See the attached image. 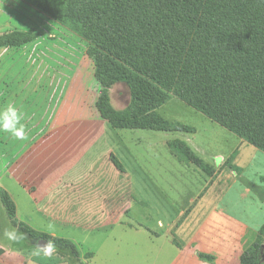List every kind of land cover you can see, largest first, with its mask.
Masks as SVG:
<instances>
[{
    "label": "crops",
    "instance_id": "obj_1",
    "mask_svg": "<svg viewBox=\"0 0 264 264\" xmlns=\"http://www.w3.org/2000/svg\"><path fill=\"white\" fill-rule=\"evenodd\" d=\"M58 42L38 38L17 47L0 46V108L8 104L17 107L23 114L21 123L27 136L18 140L0 132V189L15 205L14 220L72 243L58 236L60 231L109 234L118 226L142 230L157 234V238L168 236V244L176 250L174 256H183V260L169 264H225L214 262L215 255L225 247L237 252L242 248V231L248 230L252 237L260 230L252 214L237 216L216 202L221 188L219 182H213L225 159L218 155L213 156V163L206 162L196 153L215 171L205 178L201 174L205 171L171 150L168 142L175 138L163 139L174 160L195 166L187 179L194 189L185 195L177 193L171 204L165 202L163 187L157 185L158 194L152 195L142 179L149 176V170L132 153L131 138L118 135L113 130L121 128L110 127L97 111L91 61L84 54L62 53ZM49 47L53 50L46 49ZM133 140L137 144L139 139ZM238 156L235 154L236 160ZM128 157L135 162L127 163ZM158 172V176L170 175L167 170ZM178 183L181 186V179ZM262 187L256 185L257 194ZM251 189L244 192L250 194ZM150 202L157 209L160 234L142 223L133 226L128 219L134 205H140L142 218L148 221ZM49 224L53 225L51 231L42 226ZM221 232L225 237H219ZM26 244L25 251L35 252L36 241L27 239ZM201 255L209 258L207 263L198 260Z\"/></svg>",
    "mask_w": 264,
    "mask_h": 264
},
{
    "label": "trees",
    "instance_id": "obj_2",
    "mask_svg": "<svg viewBox=\"0 0 264 264\" xmlns=\"http://www.w3.org/2000/svg\"><path fill=\"white\" fill-rule=\"evenodd\" d=\"M20 1L86 42L100 86L95 106L110 127L193 132L157 111L175 97L264 153V0ZM35 37L5 31L0 46H21ZM116 83L129 90L120 110L111 107L107 93ZM168 145L207 174L214 171L185 141ZM0 201L27 239L52 240L57 251L79 256L71 241L17 223L15 205L2 189ZM263 230L240 264L261 263Z\"/></svg>",
    "mask_w": 264,
    "mask_h": 264
},
{
    "label": "rangeland",
    "instance_id": "obj_3",
    "mask_svg": "<svg viewBox=\"0 0 264 264\" xmlns=\"http://www.w3.org/2000/svg\"><path fill=\"white\" fill-rule=\"evenodd\" d=\"M56 25L55 22L25 1L0 0V33L10 30L36 33L35 39L55 40L56 43L59 41L60 47L58 48L62 53H75L78 56L84 54L91 61L86 54V42L64 27L59 26L58 30L53 28ZM8 26L10 27L8 28ZM71 35L78 40L74 41ZM60 41L63 42L60 43ZM52 44L54 46V43ZM46 49L53 50L50 47ZM42 51L44 52L45 49L43 48ZM93 83L95 84L93 92L97 98L100 86L96 79L93 80ZM107 93L113 109H123L129 102V90L123 83L113 84L107 89ZM157 111L166 119L192 126L194 131L164 132L147 129H116L113 131H116L118 135L131 138L129 147H131L132 153L137 155L138 163L143 164V167L149 170V176L142 178L143 183L152 195L158 194L157 185L163 187L167 196L165 201L167 204H171L177 193L185 195L188 191L194 189L193 186H188L187 179L191 178L189 170L195 168V166L189 164V167L174 160L170 156L167 146L162 142L163 139L169 137L186 140L185 142L191 149H194L195 153L206 162L213 163V156L218 155L225 159L226 164L220 171L218 178L216 176L217 180L213 182L214 185L219 182V189L221 188V193L217 196L216 202L222 208L234 212L237 216L248 217L252 214L253 218L259 223L256 225V222H252V224L260 230L252 237H250L248 230L242 231L240 241L242 242V248L240 247V250L233 252L228 249L229 247H225L218 255H215L213 261L226 262L225 264H240V256L260 235L264 224V204L261 203L264 202V187L260 188L261 195L257 194L259 188H256V185L264 186V154L259 151L258 153L255 147L175 97L160 106ZM136 138L139 139L137 144L133 140ZM255 153H258V156H254ZM235 154L239 155L237 160ZM214 161H216L215 158ZM126 162L131 164L135 162V159L128 157ZM214 164L216 165L215 162ZM231 169L236 172H232ZM160 170L170 171L168 172L170 175L158 176L157 173H160L158 172ZM180 173L181 177L178 175ZM201 174L205 178L210 175L206 172H201ZM178 179H181V186ZM245 188H253L254 190L251 189V193L246 194L244 192ZM238 194H242V198ZM257 197L261 201L257 200ZM258 203L261 204V208ZM154 204L150 202L148 206L147 211L150 215L148 221L142 218L143 212L140 205L138 207L134 205L128 218L133 222V226L137 222L142 223L145 227L147 226L154 233L161 231L156 225L158 215ZM6 214V209L3 204H0L1 232L9 224L21 231L17 225L12 224ZM42 226H44V229H48L46 227L48 225ZM20 233L23 234L24 238L15 243L9 244L8 241L0 238V264H169L170 261L174 262L175 259L183 260V256H174L176 250L168 244V236L159 235L157 238V234L150 235L142 230L134 232L133 229L130 230L122 226H118L109 234L77 230L60 231L58 236H65L76 243L75 245L80 251L79 256L73 254L70 250L61 249L53 254L51 258L25 251L27 236L23 232ZM225 235L224 232L219 233V237H225ZM259 240L264 246V238L260 237ZM22 242L25 243L22 244ZM13 244L15 245L12 246ZM206 259L209 258L198 257V260L203 263H207ZM260 264H264V254Z\"/></svg>",
    "mask_w": 264,
    "mask_h": 264
},
{
    "label": "clouds",
    "instance_id": "obj_4",
    "mask_svg": "<svg viewBox=\"0 0 264 264\" xmlns=\"http://www.w3.org/2000/svg\"><path fill=\"white\" fill-rule=\"evenodd\" d=\"M23 114L17 109L14 104H8L0 108V132L8 133L18 140H25V126L21 123ZM48 230H53V225H48ZM0 238L11 243H15L24 238L23 234L18 231L17 227L9 224L0 232ZM57 252V246L54 241L48 240L43 245H36L35 255H43L51 258Z\"/></svg>",
    "mask_w": 264,
    "mask_h": 264
},
{
    "label": "water",
    "instance_id": "obj_5",
    "mask_svg": "<svg viewBox=\"0 0 264 264\" xmlns=\"http://www.w3.org/2000/svg\"><path fill=\"white\" fill-rule=\"evenodd\" d=\"M47 241L44 240V239H38L37 242H36V245H43L44 243H46Z\"/></svg>",
    "mask_w": 264,
    "mask_h": 264
}]
</instances>
